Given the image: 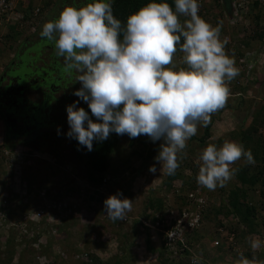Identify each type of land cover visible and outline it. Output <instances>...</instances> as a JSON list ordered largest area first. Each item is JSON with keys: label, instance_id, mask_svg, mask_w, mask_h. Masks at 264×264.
I'll list each match as a JSON object with an SVG mask.
<instances>
[{"label": "clouds", "instance_id": "obj_1", "mask_svg": "<svg viewBox=\"0 0 264 264\" xmlns=\"http://www.w3.org/2000/svg\"><path fill=\"white\" fill-rule=\"evenodd\" d=\"M30 2L31 10L41 7L31 6ZM199 8L198 0H174V10L166 0H152L122 24L113 14L111 0H94L80 8L65 6L57 19L45 22L40 36L54 44L67 71L79 73L76 81L82 87L73 94L88 104L97 121L73 102L66 107L67 136L89 151L94 140H106L113 132L130 138L146 135L153 142L162 140L154 159L161 165L160 172L174 175L187 141L197 134L198 125L207 127L212 115L226 106L230 96L227 82L240 72L220 39L221 25L213 27L198 15ZM180 16L185 17L183 22ZM11 28L0 31L2 40ZM178 51L182 54L179 64L175 61ZM13 56L10 53L11 60ZM4 143L5 139L0 144V163L4 162L7 150H20L28 157H39L43 152L11 149ZM241 160L255 163L251 151H246L240 143L225 140L219 147L208 144L198 157V185L210 191L225 187L238 171L232 165ZM149 171L155 173V165ZM14 173H17L15 169ZM102 185H108L107 177ZM47 193L46 187L39 190L42 198L54 201ZM121 196L118 192L103 202L104 211L112 221L124 220L132 210V200ZM190 198L183 201L188 203ZM207 203L205 212L209 214ZM184 205L181 202L177 208ZM53 212L58 216V210ZM221 227L225 228L226 224ZM160 235L162 240L163 230ZM167 235L171 239L175 234L170 231ZM250 247L253 251L259 249L261 241L251 240ZM193 264H197L195 259ZM235 264L261 262L241 253Z\"/></svg>", "mask_w": 264, "mask_h": 264}, {"label": "rangeland", "instance_id": "obj_2", "mask_svg": "<svg viewBox=\"0 0 264 264\" xmlns=\"http://www.w3.org/2000/svg\"><path fill=\"white\" fill-rule=\"evenodd\" d=\"M30 1H33L34 6L40 5L42 8L44 6L45 10H43L40 18H45L47 6L44 4L48 0L46 2ZM56 1L52 0L49 3L50 9L55 6ZM60 1L67 4L68 0ZM256 12H259V10L256 9ZM30 22L32 23L33 20L29 19L28 24L25 23L26 25L23 27L26 29L25 34L23 33V36L18 40L13 39L12 34L14 32L10 30V35L0 45V59L2 61L5 60L4 58L8 59L6 61L8 63L11 61L10 53L16 51L17 45L20 40L22 41V38L24 39L26 36L32 37L34 40L38 38L36 34L31 36L32 31L28 30L29 27L27 28V26L31 25ZM247 22L249 23V20ZM215 26H217L216 22L213 23V27ZM42 44L44 46L46 42L41 40V43L35 44L33 49L28 50L21 57L25 63L23 71L33 72L31 68L34 66L32 64L31 67L30 62L33 61L35 56H31L30 52L32 50L39 52L43 47ZM236 44L233 41L225 43V47H227L225 51L228 55L236 47ZM262 52L255 57L257 60L251 62L248 68L250 70L246 71L245 74L242 73L241 83L233 82L235 80L231 81V83L236 84V87L235 84H232L233 87L229 88L231 94L227 101L229 107L225 106L211 117L214 118L211 125V139L202 144L191 137L187 141V147L179 154V167L176 172L181 173L183 171L185 176L193 177L196 175V172H194V168H196L198 175V157L201 151L208 144H215L219 147L222 146L225 140L236 142V138L231 132L239 129L241 124L242 128H246L251 123L254 112L264 105V49ZM232 58L234 59V57ZM64 70H62V73L67 74L65 73L66 70ZM43 71L47 70L43 69ZM48 73L52 75L51 70ZM78 86L79 88L80 86L82 87L80 82ZM243 87L245 90L242 89ZM70 89H73L74 92L77 90L75 86ZM49 92L51 97H48V100L50 102L55 101L58 107L62 108L64 103H66L63 92L57 94V100L50 89ZM75 99L78 108L83 104H87L77 96ZM249 99L253 100L251 105H249ZM18 124L20 125L21 122ZM68 131L67 120L62 127L50 130L51 134L55 133L60 136V144L55 143L54 145L55 148H60L57 152L59 153L58 155H52L49 145L46 146L45 144L39 157H28L23 160L19 168L18 166L16 167V169L18 168L16 174L14 173V166L7 167L0 163V197L7 199L15 194L17 213L21 214L19 217L8 218L6 223L0 228V246L3 251L8 250V238H14L11 247L14 256L10 264H113L116 260L122 261L120 264H159L158 256L160 254L158 248L164 247L160 235L164 229L161 220L165 217L168 220L171 219L177 209V205L183 199L189 198L190 191L200 193L201 195L194 194V200L205 199L208 202L209 210L213 206H218L221 198L226 195V193H222L224 189L228 192L233 187V183L236 182V176H234L225 187H217L214 191L199 186L196 180H192L193 184L198 185L196 189L190 190L189 185L186 187L180 185V188H176L178 180L173 181L174 184L170 185L171 181H168L169 175L160 172L161 165L154 159L158 155L160 144L163 141L153 142L149 139L146 147L143 140L138 138L135 140V146H133L130 145L131 138L126 135L121 143L127 148L121 154H114L115 156H113L112 160L114 167L120 171L122 156L130 157L129 161L124 164V167L129 166L126 169H122L121 175H118L119 177H112L109 174L112 178L110 179L107 176V179L111 180L108 185H102L100 189L92 185L89 186L85 178L86 172L82 161L73 151L70 141L67 140ZM203 131L204 126L198 125L197 135H202ZM50 144H54V142L52 141ZM136 148L142 149V151L145 149L149 152L145 151L144 156L140 157L135 153L133 154ZM236 164L232 165V167L234 168ZM152 165H155L157 169L155 173L149 171ZM30 180L35 183L33 191L23 194L21 198L18 193H24L25 190H29L28 182ZM167 181L169 182L168 184L165 183ZM238 184L240 185V183ZM9 185L12 190L8 189ZM49 186L59 190V192L62 191L61 197L63 199H56L59 196H56L57 194L50 187L51 193L54 192L53 197H55V200L53 202L59 203L62 206L61 210H58L57 206L54 208H48L46 205L42 206L41 204L44 203L42 200L48 198H42L39 192L36 197L32 196L35 194V189L40 190L39 187L48 189ZM42 192L46 193V189L42 190ZM118 192L122 193L121 199L128 198L132 200V210L127 213L124 220L119 221V224H112L111 219L107 217L104 211L103 202L106 198ZM64 194L66 195L64 196ZM252 196L257 201L263 197L259 190ZM32 198L34 201L33 206L28 203ZM150 199H154L155 203L158 200L162 201V207L157 209L155 206L156 208L149 209ZM23 202L28 203L26 205H31L30 212H28ZM18 206L22 207L19 208ZM35 208L41 210L44 214L39 220H32L34 222L31 225L33 229L27 230L24 225L26 220H23V216L31 219L30 217L33 215H30ZM53 210L59 211L58 216ZM212 213H209L210 215L208 214L209 216L205 218L207 222L201 230L202 233H207L210 239H201L190 245V248L192 247L200 261H197V264H235L241 253L244 255L246 252L253 251L250 247V241L257 238L261 241V247L255 251L261 252L264 250L263 234L247 233V228L240 224L237 219L233 220L236 223H233L230 217L223 215H217L215 219L214 217L211 218L213 216ZM261 216H264V210L260 213ZM221 223L226 224V232L232 231L235 233L234 240L228 243L229 239L225 240L223 244L214 245V240L220 236L219 228ZM15 224L19 226L18 230L12 229L16 227L12 226ZM135 224L137 225L135 226ZM230 224L234 225V229L237 227L238 231L231 229L229 227ZM202 261L204 262L202 263Z\"/></svg>", "mask_w": 264, "mask_h": 264}, {"label": "trees", "instance_id": "obj_3", "mask_svg": "<svg viewBox=\"0 0 264 264\" xmlns=\"http://www.w3.org/2000/svg\"><path fill=\"white\" fill-rule=\"evenodd\" d=\"M46 1L47 0H45V2ZM51 1L52 0H48L44 4L47 6L46 17H39L36 21L32 22L30 26H27V28L29 27L28 30L33 32L31 36L36 34L38 38L35 40L28 36L24 39L22 38V41L20 40V43L17 45L16 51L11 53L14 56L13 59L6 65L7 69L1 71L0 73V111L4 114L2 115L4 116L6 123L7 133L4 143L5 146L11 149L35 151L43 150V146L46 144V146L49 145L48 147L50 148L49 150L51 153L58 155L59 153L57 152L60 148H55L54 145L55 143L60 144V136L55 133L51 134L50 130L58 129L64 125L67 120L66 107L71 105L73 102H76V96L73 94L74 90L70 88L75 86L78 90L81 86L79 88V81H76V77L79 73L74 70L71 72L66 70L64 59L57 56L54 44L48 42L46 38H42L40 33L42 31L43 24L47 21L57 19L59 17V13L65 6L80 8L82 6H86L88 3H93L94 0H68L67 4L57 0L55 2V6L50 9L49 3H51ZM32 2L33 1H31L30 4H32L31 6H34ZM149 2H152V0H111L113 14L121 21L122 24H126L127 17L130 14L138 11L142 6H145ZM157 2H159V0H157ZM166 2H168L174 10V0H166ZM260 5V2L256 1L251 6L249 11L242 15V23L236 22L234 24H230V21L228 19L225 20L223 15V9L228 11L230 6H226V4L221 2V0H207V11L210 12L214 9L216 12L215 16L217 18L216 22L221 25V41H223L225 34H229L232 41L237 43L236 47L232 49V53H229L230 57H234L235 65L240 70L239 75L233 80H241L243 78L242 73L245 74L246 71L248 72L250 70H248V68L251 62L257 60L255 57H257V54L262 52L264 49V6ZM256 9L259 10V12L255 13ZM43 10H45L44 6L41 11L42 13ZM184 19L185 17L180 16L181 22H183ZM247 20H249V23ZM11 30L14 32V34H12L13 39L18 40L21 36H23V33L25 34L26 29H16L13 27ZM7 32L8 33L5 35V38L10 35L9 32L11 31L8 30ZM41 40L46 42L44 46L42 44L43 47L41 46V50L39 52H34V50L30 52V54H32L31 56H35L33 61L30 62L31 67L32 64L34 66L31 68L33 72L23 71L22 69L25 63L21 57L25 55L28 50L33 49L35 44L41 43ZM3 41L4 39L2 42ZM180 56L181 53L178 51L175 54V61L177 64H179V62H177V57ZM51 64L52 66H50ZM43 69L47 71H43ZM63 69L66 70L65 73L67 74L62 73ZM49 70L52 71V75H49ZM6 80H8V82L4 83ZM49 89L52 91L53 96L56 97V100L57 94L63 92L66 103H64L62 108H59L55 101L50 102L48 100V97H51V95H49ZM242 89L245 90L244 87ZM248 101L249 105L253 102L252 99H249ZM226 106L227 108L229 107L228 103ZM80 107L84 108L85 111L89 113L90 118L94 122H97L96 118L92 116L91 111L88 108V104H83L79 106V108ZM213 121L214 118H211V123L207 127H204L203 134H196L192 137V139H196L202 144L208 142L212 136L211 125ZM20 122L21 124L19 125L18 123ZM231 134L236 138L235 140L237 143L244 146L246 151H251L255 163L246 164L244 160H241L236 164L234 167L238 169L235 174L236 182L233 183V187L229 189L228 192L224 189V192L222 193H226V195L221 198V204L213 206L209 210V213L211 214L213 212V216L211 218L214 217L215 219L217 218V215L223 214L230 217L232 221L234 219H238L239 223L247 228V233L255 232L264 235V216L260 217V213L264 210V105L254 112L253 119L246 128H242L241 124L239 129L233 130ZM126 135L127 134L117 135L113 132L106 140H94L91 151H89L85 146L80 145L76 139L67 136V140L70 141L73 151L80 158V161H82V165L84 166L86 172L85 178L90 185L98 188L103 184L104 178L109 176V174H111L112 177H117L118 175H121L123 168L126 169L129 166L127 165L124 167V164L129 161L130 157L122 156L120 171H118V168L116 169L114 167L115 165L112 160L113 156H115L114 154H121L127 148L121 143L122 139ZM138 138H141L144 145L147 147V141L150 138L146 135H141ZM138 138H131L130 145L135 146V140ZM50 141H53L54 144H50ZM145 151V149L142 151V149L136 148L134 149L133 154L135 153L141 157L144 156ZM196 170L197 169L194 168L196 175L193 177L187 175L185 176L183 171L181 173L175 172L174 175H169L168 181H171L170 185H173V181L178 180L176 188H180V185L184 187L189 185L191 188L190 190L196 189L198 185L192 183V180H196L197 177ZM112 177H110V179ZM110 179H108V183L111 182ZM168 181L165 183L168 184ZM238 183H240V185ZM34 184L35 183L31 180L28 182L29 191H33V186H35ZM10 187L11 186L9 185L8 189L12 190V187ZM50 187L51 186L47 189V194L48 196H51V199L55 200V197H53L54 192L57 194L56 196H59L56 197V199H63V197H61L62 191L59 192V190H55L51 187L54 190V192L51 193ZM39 189H41V187H39ZM257 190H259L263 196L261 200L258 201L252 196V194L255 195ZM38 192L39 190L35 189L36 196L38 195ZM196 193L198 195L200 194L198 192ZM65 195L66 194H64V196ZM182 202L183 204L188 205L186 201ZM28 203H31L33 206V198L31 201L29 200ZM28 203L23 202L25 207H27L28 212H30L29 209L31 205H26ZM16 204L17 201L15 194L7 199L0 197V228L6 223L8 218L10 219L14 216L19 217L21 215L20 213H17ZM162 205V201L158 200V202L155 203L154 199H150L148 208L151 209L157 207V209H160ZM32 211H34V209ZM209 215L205 211L203 212V216L208 217ZM23 217V220H26L24 223L25 228H27V230H32L33 226L31 225L34 222L26 216ZM119 221L120 220H111V223L119 224ZM233 223H236V221H233ZM136 225L137 224H135V226ZM12 226H16L12 229L18 230L19 226L16 224ZM229 227L234 229L233 224H230ZM201 230L202 229H196L193 232L186 233V243L189 246L201 239H210L208 238L207 233H202ZM234 230H237V227H235ZM34 237H36V235H34ZM13 239V237L8 238L7 251H3V248L0 246V264H10L12 262L14 256L13 249L11 248L14 242ZM158 251L160 254L158 256L159 264H193L191 261L192 247L190 250L185 249L184 251H171L168 250L167 247L162 246L158 248ZM244 256L249 259L255 257L258 262L264 264V250L261 252L249 251L246 252ZM198 262L200 261L198 260ZM203 262L204 261H202V263ZM120 263H122V261L116 260L113 264Z\"/></svg>", "mask_w": 264, "mask_h": 264}, {"label": "built area", "instance_id": "obj_4", "mask_svg": "<svg viewBox=\"0 0 264 264\" xmlns=\"http://www.w3.org/2000/svg\"><path fill=\"white\" fill-rule=\"evenodd\" d=\"M256 1L260 2V6H264V0H230L229 10L226 11V9H223V15L225 20L228 19L230 21V24H234L236 22L242 23V15L247 13ZM221 2L225 3L226 6H228L226 0H221ZM198 3L200 4L198 15H200L203 19L213 25V23L217 21V18L215 16V10L213 9L210 12L207 11V0H198ZM40 14L41 7H35L31 10L29 8V0H0V31L5 28L9 29L12 26L23 28L25 26V23L28 22V19L31 18V20H33L34 18L40 16ZM1 41L2 36L0 35V43ZM222 42H232L231 36L229 34H225ZM180 58L181 56L177 57V62L179 63ZM233 82L241 83V80H235ZM235 83H231V81L227 82V86L229 88L233 87L232 84ZM27 157L28 156L20 150H17L15 152L7 150L4 153V162L2 163V165L7 167L14 166L16 171L20 167L21 161L25 160ZM17 166L18 168L16 169ZM27 192L28 190H25L24 193L22 192L18 194L22 198L23 194H26ZM194 194H190L191 198L188 200V205H184L182 207L177 208L176 211H174L173 216L169 215L171 216V219L168 220L165 217L161 220L162 224L165 226V228L163 229L162 241L165 247L168 248V250H190V246L186 243V233L193 232L194 230L200 229L204 226L203 211L206 210V201L203 198L194 200ZM45 205L48 208H54L55 206H57L58 210H61L62 208L59 203L53 202L50 199H46L44 201V206ZM43 214L44 213L41 210L37 209L32 211L30 216H33L30 218L31 220H39ZM170 231L175 234L171 239H169L167 235V233ZM219 232L220 236H218V238L214 240V245L223 244L225 240L230 239L228 243L234 240L235 234L231 233L230 231L226 232L224 227H220ZM191 257L192 263L194 259L196 261L199 260L194 250H192Z\"/></svg>", "mask_w": 264, "mask_h": 264}, {"label": "crops", "instance_id": "obj_5", "mask_svg": "<svg viewBox=\"0 0 264 264\" xmlns=\"http://www.w3.org/2000/svg\"><path fill=\"white\" fill-rule=\"evenodd\" d=\"M41 1H43V2H45V0H38V2H41ZM38 2H37V4H38ZM226 3H228V6H229V4H230V0H226ZM40 6V5H39ZM5 60H0V73H1V71H3V70H5V69H7V66H6V64H7V58H4ZM6 127H5V120H4V116L2 115V113H1V111H0V144L2 143V142H4V139H5V137H6Z\"/></svg>", "mask_w": 264, "mask_h": 264}]
</instances>
